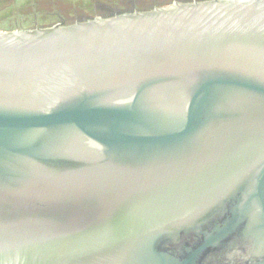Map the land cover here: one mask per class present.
I'll use <instances>...</instances> for the list:
<instances>
[{
  "label": "water",
  "instance_id": "1",
  "mask_svg": "<svg viewBox=\"0 0 264 264\" xmlns=\"http://www.w3.org/2000/svg\"><path fill=\"white\" fill-rule=\"evenodd\" d=\"M0 264H264V0L0 29Z\"/></svg>",
  "mask_w": 264,
  "mask_h": 264
},
{
  "label": "rangeland",
  "instance_id": "2",
  "mask_svg": "<svg viewBox=\"0 0 264 264\" xmlns=\"http://www.w3.org/2000/svg\"><path fill=\"white\" fill-rule=\"evenodd\" d=\"M101 1V0H100ZM118 3L130 10L149 9L172 0H102ZM129 2L126 3L125 2ZM184 1V0H182ZM88 0H0V29L32 28L51 25L64 19L66 22L78 18H90ZM122 3V4H121ZM134 3V5H133ZM115 6L114 4H112ZM135 9V10H136ZM76 11V13L73 12Z\"/></svg>",
  "mask_w": 264,
  "mask_h": 264
},
{
  "label": "flooded vegetation",
  "instance_id": "3",
  "mask_svg": "<svg viewBox=\"0 0 264 264\" xmlns=\"http://www.w3.org/2000/svg\"><path fill=\"white\" fill-rule=\"evenodd\" d=\"M89 5L90 7L88 8L89 9V12L88 13H92L94 15H112V14H115V13H120V12H124V11H133L135 10L136 8H132L130 10V8L128 6L124 7V4H122L123 6H121L120 4L118 5V3H112L114 4L115 6H113L110 2H103L102 0H88ZM126 3H129V2H125ZM134 5V3H133ZM74 13H76V11L73 10ZM60 21H63L65 22L64 19L60 20ZM59 21V22H60Z\"/></svg>",
  "mask_w": 264,
  "mask_h": 264
},
{
  "label": "trees",
  "instance_id": "4",
  "mask_svg": "<svg viewBox=\"0 0 264 264\" xmlns=\"http://www.w3.org/2000/svg\"><path fill=\"white\" fill-rule=\"evenodd\" d=\"M184 1H190V0H184ZM164 4V3H163ZM101 16H108V15H101ZM91 17H93V16H91ZM89 18V17H88ZM83 19H87V18H78V19H75V20H73V21H70V22H64V23H71V22H74V21H76V20H83ZM47 26V25H46Z\"/></svg>",
  "mask_w": 264,
  "mask_h": 264
}]
</instances>
